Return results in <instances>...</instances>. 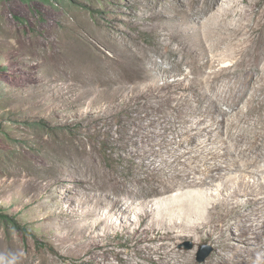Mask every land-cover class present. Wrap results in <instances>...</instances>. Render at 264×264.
Segmentation results:
<instances>
[{"label": "rangeland", "instance_id": "rangeland-1", "mask_svg": "<svg viewBox=\"0 0 264 264\" xmlns=\"http://www.w3.org/2000/svg\"><path fill=\"white\" fill-rule=\"evenodd\" d=\"M237 135L259 162L214 191L264 176V0H0V264H160L167 243L230 264L211 216L172 241L157 221Z\"/></svg>", "mask_w": 264, "mask_h": 264}, {"label": "bare ground", "instance_id": "bare-ground-1", "mask_svg": "<svg viewBox=\"0 0 264 264\" xmlns=\"http://www.w3.org/2000/svg\"><path fill=\"white\" fill-rule=\"evenodd\" d=\"M190 89L191 87H186V90ZM211 110L213 109L211 108ZM234 121L236 120L234 119ZM234 125H236L235 122ZM209 127L211 128V126ZM209 130L213 131L214 129ZM229 130L231 131L232 129ZM198 135H200V132L193 135L190 142L193 143ZM238 138L237 135V139L234 140V152L231 151L230 147H224L225 150L221 153H209L210 159L218 160V162L216 161L215 165L208 166L202 170L203 178L191 176L190 173H185V171L180 173H184L183 175L176 176L180 180L174 181L173 186L167 188L166 192L172 191L176 186L182 187L184 190L192 187H201L202 189L199 190V188L197 191L189 190L185 194H181L182 196L180 195L179 199L171 201L166 208L163 207V217L161 220L158 219L157 223L164 225L165 230L162 239L172 241L182 235H195L196 232L198 234L206 226V219L211 216V220H209L211 229L208 232V237H213L214 234H217L215 238L219 242V256L229 260L228 256L231 254H228L232 251L236 256L234 258L231 256L230 264H264V242H262L264 239V176L261 177V174L258 179L251 180V173L243 172L239 177H230L225 183L219 185L215 191L213 190V186L217 185L215 181L223 177L221 171L247 169L259 162V157L254 155L258 151L256 148L259 147V143L242 147L240 145L242 139ZM204 147L206 148L205 145ZM234 155L240 156V160L234 159ZM257 170L259 173H264V170ZM260 178L263 180H260ZM165 203L167 202L165 201ZM144 206L146 207V205ZM120 210L122 209L120 208ZM147 211L146 215L152 214L151 210ZM92 213H95V210ZM118 215L121 216L122 213ZM229 218L232 221L227 228H229L230 239L234 241L232 244L230 243L231 247L230 244L226 243L224 227L219 225L220 221H226ZM162 249L164 251H161ZM180 250L174 248L170 243L156 249L161 256L160 264H190L192 259L186 255L187 252ZM226 251L227 253H225Z\"/></svg>", "mask_w": 264, "mask_h": 264}, {"label": "trees", "instance_id": "trees-1", "mask_svg": "<svg viewBox=\"0 0 264 264\" xmlns=\"http://www.w3.org/2000/svg\"><path fill=\"white\" fill-rule=\"evenodd\" d=\"M22 1H24V2H29V1H31V0H22ZM42 2H44V3H52V2H54V1H57V2H66V1H71V0H41ZM1 218V220L2 221H5L6 223H8V222H10V223H14V222H12V218L11 217H9L8 215H2V216H0ZM15 226H17V227H19L18 225H16L15 224Z\"/></svg>", "mask_w": 264, "mask_h": 264}, {"label": "water", "instance_id": "water-1", "mask_svg": "<svg viewBox=\"0 0 264 264\" xmlns=\"http://www.w3.org/2000/svg\"><path fill=\"white\" fill-rule=\"evenodd\" d=\"M210 251H211V248H207V250H205V252H203L200 255V260H204L207 257V255L209 254Z\"/></svg>", "mask_w": 264, "mask_h": 264}]
</instances>
